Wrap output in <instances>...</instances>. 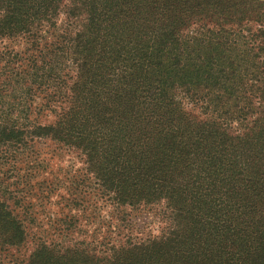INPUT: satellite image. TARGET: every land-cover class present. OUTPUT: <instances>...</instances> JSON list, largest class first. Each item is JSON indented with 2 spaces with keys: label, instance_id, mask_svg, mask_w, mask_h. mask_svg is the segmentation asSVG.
<instances>
[{
  "label": "trees",
  "instance_id": "16d2710c",
  "mask_svg": "<svg viewBox=\"0 0 264 264\" xmlns=\"http://www.w3.org/2000/svg\"><path fill=\"white\" fill-rule=\"evenodd\" d=\"M6 40L0 163L84 165L39 181L65 211L22 258L35 214L0 179L8 264H264V0H0Z\"/></svg>",
  "mask_w": 264,
  "mask_h": 264
},
{
  "label": "rangeland",
  "instance_id": "374dc122",
  "mask_svg": "<svg viewBox=\"0 0 264 264\" xmlns=\"http://www.w3.org/2000/svg\"><path fill=\"white\" fill-rule=\"evenodd\" d=\"M10 44L12 43L7 40L0 42V50L5 46L15 45L18 47V43ZM43 122H46V118ZM34 144L31 145L28 155H25V152L19 157V161L13 157L9 159V154H5L2 158V163H0V179L3 178L7 185L10 186V189L20 195L21 203L19 205L15 204L14 209L21 215H26V209H30L35 214V220H29L26 223V227L31 233V238L27 247H23L17 253V257L21 258L24 254H30L41 236L51 237L53 235L54 229L58 224L54 217L57 214L61 215L65 211V201H60V199L62 195H66V192L57 190L49 198H44L41 189H44L47 185L42 187L39 181L41 179L68 180L77 170L80 172V169L84 167L82 159L74 151H60L56 144L48 140H37ZM11 154L16 155V152ZM25 202L28 203L27 208ZM147 218L143 216L139 221L143 225L141 231L144 237L150 235L153 231L158 233L156 231L158 228L154 225L153 220ZM147 221L151 223L147 224ZM85 225L81 226L84 231L88 230L91 233L95 229V225L91 227H88L87 224ZM5 259L4 253H0V261L3 262L0 264H8V260Z\"/></svg>",
  "mask_w": 264,
  "mask_h": 264
}]
</instances>
